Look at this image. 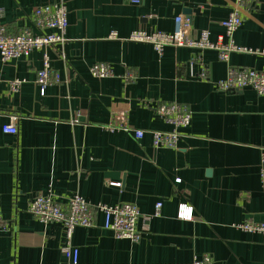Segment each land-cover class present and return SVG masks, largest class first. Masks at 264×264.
<instances>
[{
    "label": "crops",
    "instance_id": "0c3cea01",
    "mask_svg": "<svg viewBox=\"0 0 264 264\" xmlns=\"http://www.w3.org/2000/svg\"><path fill=\"white\" fill-rule=\"evenodd\" d=\"M55 1L0 0V24L12 33L34 27V9ZM64 1L66 41L47 49L59 81L45 94L36 82L42 50L0 59V212L11 222L0 231V264H66L63 224L40 222L28 205L38 194L65 202L76 192L93 205L132 202L141 212L134 242L105 229L95 210L94 225L73 232L79 264H192L205 255L213 264H264V235L237 225L264 222V95L216 85L232 66L264 70V0H246L249 12L233 35L260 52L233 51L227 60L212 48L166 46L159 55L130 35L172 32L183 15L190 36L206 28L215 41L234 0ZM96 62L110 64L115 75L92 76ZM129 71L135 80L124 79ZM15 78L24 79L17 91L9 84ZM172 101L191 108V123L177 148H156L150 131L172 128L156 107ZM13 114L18 132H3ZM136 128L145 130L142 138ZM181 205L196 218H180Z\"/></svg>",
    "mask_w": 264,
    "mask_h": 264
},
{
    "label": "built area",
    "instance_id": "2783aa9c",
    "mask_svg": "<svg viewBox=\"0 0 264 264\" xmlns=\"http://www.w3.org/2000/svg\"><path fill=\"white\" fill-rule=\"evenodd\" d=\"M139 4L142 0H128ZM249 12L246 0H234L228 17L221 21L224 33L217 40L211 39L209 29H202L197 38L190 36L191 22L183 16L174 18V30L172 32L135 30L130 39L150 43L159 55H162L166 46L212 48L218 53L220 60H227L233 51L257 53L259 50L247 48L236 43L234 33L243 23V16ZM34 27H25L18 33H12L7 26L0 24V59L8 61L14 58H28L34 50L43 51V66L38 70L36 82L40 93L45 94L47 87L59 81L58 73L53 70L48 48L66 41L65 32L68 27V8L64 0L38 5L32 14ZM264 52V50H261ZM196 61H190V72L194 73ZM201 77L208 76L207 66L202 64ZM90 73L96 78H104L115 75L112 66L105 62H96L90 66ZM124 79L133 81L136 75L132 72L124 74ZM24 79L10 80V88L17 91ZM221 90H237L250 87L258 94L264 95V70L252 67L232 66L228 69L227 76L216 81ZM158 115L172 126L170 130H151L152 143L156 148L178 147L181 137V129L188 127L192 120V110L184 103L177 101L161 103L156 107ZM18 115H11L8 123L4 124L3 132L16 134ZM78 118L75 122H78ZM113 130L114 127H108ZM129 129V128H128ZM131 129V128H130ZM137 138L145 135L143 129H132ZM264 161V157H263ZM262 191L264 193V167L260 172ZM180 179L178 178L177 181ZM113 185L120 186L119 182ZM163 203L157 202L155 215H160ZM95 210L101 211L104 222L103 227L113 232L117 238H128L134 242L140 239L138 221L141 212L138 206L132 202H119L116 204L98 203L93 205L80 193L76 192L65 202H59L51 193L34 196L28 205V211L40 222H60L65 228L66 243L63 253L66 264H79V248L72 243L73 232L76 227H90L95 223ZM178 216L187 220L196 218L191 207L181 205ZM246 232H258L264 235V222L246 220L237 224ZM11 228V222L6 220L0 212V231ZM192 264H213L210 255L202 258H194Z\"/></svg>",
    "mask_w": 264,
    "mask_h": 264
},
{
    "label": "water",
    "instance_id": "95a60500",
    "mask_svg": "<svg viewBox=\"0 0 264 264\" xmlns=\"http://www.w3.org/2000/svg\"><path fill=\"white\" fill-rule=\"evenodd\" d=\"M191 10H192V9L188 8L187 12H189V13H190V12H191ZM194 11H195V12H199V9H197V10H194Z\"/></svg>",
    "mask_w": 264,
    "mask_h": 264
}]
</instances>
